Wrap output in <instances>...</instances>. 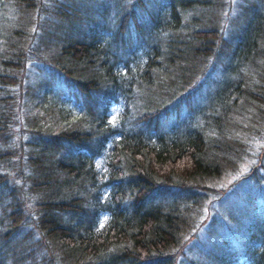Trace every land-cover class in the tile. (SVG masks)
Listing matches in <instances>:
<instances>
[{"label": "trees", "instance_id": "obj_1", "mask_svg": "<svg viewBox=\"0 0 264 264\" xmlns=\"http://www.w3.org/2000/svg\"><path fill=\"white\" fill-rule=\"evenodd\" d=\"M0 264H264V0H0Z\"/></svg>", "mask_w": 264, "mask_h": 264}]
</instances>
